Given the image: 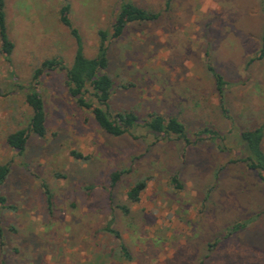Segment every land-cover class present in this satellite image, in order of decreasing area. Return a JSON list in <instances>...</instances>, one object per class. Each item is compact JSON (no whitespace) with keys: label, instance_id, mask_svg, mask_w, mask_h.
<instances>
[{"label":"rangeland","instance_id":"obj_1","mask_svg":"<svg viewBox=\"0 0 264 264\" xmlns=\"http://www.w3.org/2000/svg\"><path fill=\"white\" fill-rule=\"evenodd\" d=\"M121 1L5 0L15 47L7 59L0 42V162L10 167L0 186V264H264V182L232 161L238 131L264 119V0H130L160 15L130 23L110 41V109L176 115L189 142L142 129L136 136L104 131L56 69L36 82L45 136L31 135L23 152L7 143L27 125L23 87L35 69L47 58L72 63L76 44L60 7L70 4L93 56L97 31L111 28ZM209 64L228 82L223 101ZM175 174L181 189L171 183ZM141 178L147 186L131 202L127 192ZM120 242L132 260L121 257Z\"/></svg>","mask_w":264,"mask_h":264},{"label":"trees","instance_id":"obj_2","mask_svg":"<svg viewBox=\"0 0 264 264\" xmlns=\"http://www.w3.org/2000/svg\"><path fill=\"white\" fill-rule=\"evenodd\" d=\"M159 15L158 12L141 8L130 0H122L111 28L99 29L97 31L98 45L96 53L93 56H87L84 51L83 38L70 18V4L64 3L59 9V20L69 28L75 40L76 50L72 63L70 65L65 64V60L62 57L47 58L35 69L32 80L27 86L23 87L25 88V102L31 109L27 125L10 132L6 137L7 143L12 148L19 150V152H23L27 140L31 135L37 137L45 136L47 132L45 102L36 86V82H38L39 77L45 71L56 69L65 72L64 85L68 94L79 107H83L92 113L95 121L104 131L114 136L125 134L136 136V131L142 129L153 134L162 135L167 139L176 137L189 142L186 126L176 115L164 116L152 112L146 117L141 118L135 111L112 112L109 106L115 85L112 76L108 72L110 41L122 36L130 23L154 21ZM0 42L2 54L7 59H10L15 44L8 34L5 0H0ZM208 70L215 80L216 88L223 101V90L228 85V82L211 64L208 65ZM223 110L227 111V109ZM204 131L212 134L214 137L225 139L223 136L220 137L219 132L213 129L205 128ZM236 138V148L238 149L239 157L232 161L243 163L247 168L255 172L260 181L264 182V119L258 126L239 130ZM221 148L227 149L224 144L221 145ZM72 154L76 158L84 160L88 158V156L76 150L72 151ZM9 172V165L0 162V186L7 179ZM119 176L120 172H114L112 174L113 181H116ZM147 181V178H141L132 184L127 192V196L131 202L139 201L140 194L147 186ZM171 183L175 189H181L183 186L177 174L172 176ZM0 203L5 206V197L0 196ZM119 208L125 214H129L130 212V208L127 205H120ZM245 226L246 222L235 223L229 228L228 234ZM104 229L120 238V232L110 227V225L105 226ZM119 250L122 254L121 257L129 261L133 259L125 243L120 242Z\"/></svg>","mask_w":264,"mask_h":264}]
</instances>
